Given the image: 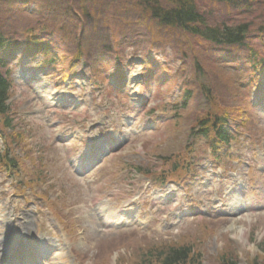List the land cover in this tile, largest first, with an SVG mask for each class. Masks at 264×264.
<instances>
[{
  "label": "rangeland",
  "instance_id": "1",
  "mask_svg": "<svg viewBox=\"0 0 264 264\" xmlns=\"http://www.w3.org/2000/svg\"><path fill=\"white\" fill-rule=\"evenodd\" d=\"M261 3L246 10L211 4V18L257 27ZM3 4L0 28L17 37L20 49L22 34L38 18L35 2ZM122 24L117 35L125 37L109 48L112 54L100 58L96 42L85 38L92 59L69 72L67 66L44 68L41 56L19 49L6 58L8 115L23 142L9 138L10 130L0 137V153L11 148L8 156L20 162L0 170V261L26 258L36 246L40 264H137L150 248L183 244L199 255L187 264H223L222 253L235 264L263 263L264 105L249 103L263 86L252 92L245 68L250 52L262 55L264 42L253 32L241 47L152 46L151 26ZM74 35L73 45L83 33ZM71 42L65 44L70 50ZM198 82L213 90L220 106L247 108L235 122L240 133L215 149L188 136L189 121L209 107ZM187 88L193 96L183 106ZM97 138L100 148L91 144ZM102 148L109 154L96 153ZM89 150L91 168L83 161Z\"/></svg>",
  "mask_w": 264,
  "mask_h": 264
},
{
  "label": "trees",
  "instance_id": "2",
  "mask_svg": "<svg viewBox=\"0 0 264 264\" xmlns=\"http://www.w3.org/2000/svg\"><path fill=\"white\" fill-rule=\"evenodd\" d=\"M29 1L35 2L38 18L22 34L25 42L20 50L26 53L31 52L33 56L41 55L42 64L51 71H54V66L59 65L62 68L67 66L69 72L75 64L84 61L88 64L92 58L85 47V38L86 41L91 40V44L96 42L98 47H94L93 53L101 55L100 58L104 52L112 54L114 49L110 51L109 48L121 40L123 41L125 37H118L116 29L118 23H141L151 26L152 33H154L150 38L152 46L161 42L165 45H182L184 49L190 41L194 43L195 47L203 44L208 46L209 50L221 47H241L246 45L245 41L249 40L248 37L253 32L258 35V39L264 42V9L257 17L261 18L257 19L261 21L257 27L251 22L228 26L211 18V4L226 7L240 6V9L246 10L250 8L248 5L260 4V0H120L119 2L118 0H0V6H4L3 3L7 2L12 6L17 4L22 7ZM263 5L262 2L259 8ZM76 31L83 33V36L73 45ZM54 35L59 40L52 38ZM68 42H71L74 49L70 50L65 45ZM110 42L111 46L108 45ZM18 48L17 37L5 34L1 27L0 135L4 130H10L9 138H13L15 141L20 138L23 142V136L14 133V126L11 125L12 119H9L8 115L12 83L9 78V65L5 62L6 58ZM249 55L251 56L250 63L246 65L245 70L250 71L246 79L250 85L264 77V49L261 56L254 52H250ZM111 56L114 58V66L118 65L119 57L116 54ZM194 63L195 69L199 71L202 68L200 63L197 61ZM68 72L63 74V79L68 76ZM197 84L198 93L200 96H204L209 107L203 108L199 112L200 114H196L192 122L189 121L188 136L189 138H193L195 135L202 137L211 145L212 149H215V144L226 145L234 138L230 131L231 127H235V122L240 121L244 115L246 117L247 108L244 109L242 103L222 107L211 88L206 87L203 82ZM183 95L185 96L184 103L191 100L193 96L188 88L183 91ZM245 120L242 119L241 122ZM242 128H245L244 124ZM234 129L236 130V128ZM9 149L6 148L3 154H0V168L18 163L16 157L13 156L11 159L8 156L6 151ZM178 156L177 154L173 155L171 160L177 159ZM171 160L164 159L165 163ZM136 170L139 173V170ZM167 175L166 179H173L171 178L172 174L168 173ZM198 257L199 255L193 252L191 245H158L156 248L147 250L142 255V260L137 264H187L189 261H195ZM231 258L229 254L222 253L219 260L223 264H235ZM250 264H264V260L263 263H258L256 259H252Z\"/></svg>",
  "mask_w": 264,
  "mask_h": 264
},
{
  "label": "bare ground",
  "instance_id": "3",
  "mask_svg": "<svg viewBox=\"0 0 264 264\" xmlns=\"http://www.w3.org/2000/svg\"><path fill=\"white\" fill-rule=\"evenodd\" d=\"M131 77H134V76L131 75ZM135 78H136V77L132 78L131 81L135 80ZM100 141H101V140L97 138V139H95V140L92 141V142H93L96 146H98V144L100 145V143H101ZM235 200H236V199H235ZM236 202H237V201H236ZM243 233H244V232H243ZM243 233H242V234H243Z\"/></svg>",
  "mask_w": 264,
  "mask_h": 264
}]
</instances>
